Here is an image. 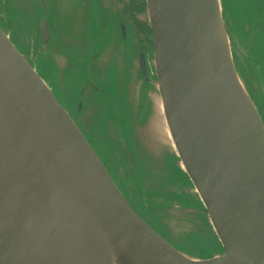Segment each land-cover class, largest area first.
Instances as JSON below:
<instances>
[{
  "label": "water",
  "instance_id": "95a60500",
  "mask_svg": "<svg viewBox=\"0 0 264 264\" xmlns=\"http://www.w3.org/2000/svg\"><path fill=\"white\" fill-rule=\"evenodd\" d=\"M38 2L46 48L47 5ZM146 2L161 111L224 254L190 258L135 211L0 26V264H264V124L231 45L248 54L220 0ZM139 66L148 82L143 54Z\"/></svg>",
  "mask_w": 264,
  "mask_h": 264
},
{
  "label": "rangeland",
  "instance_id": "374dc122",
  "mask_svg": "<svg viewBox=\"0 0 264 264\" xmlns=\"http://www.w3.org/2000/svg\"><path fill=\"white\" fill-rule=\"evenodd\" d=\"M5 2L6 0H0L1 25L5 26L4 28H7L6 22L8 26L10 21H13L11 32L8 33L12 41L20 51L24 53L23 55L29 59V62L39 75L49 83L59 101L76 120L79 127H81V129L84 128L83 131L86 133L90 132L92 138L96 139V134L101 131L99 126H95L96 130L90 127L92 126V123H86L87 125L84 127L81 126V121L85 122L84 119L86 117L85 114L88 111L87 108H89L88 116L93 110L90 103H87L85 96L79 98L80 91L84 89L88 83V62H90L91 58L96 54V48H89L88 46L75 49L72 51V60L69 59L68 53H66L65 49L57 48L53 43H49L46 48H42L40 41L37 45V37L34 35H23L18 28V23L24 24L23 19L20 18L24 13L29 20H33V24L34 22L36 24L42 18L44 11L38 0H9L8 6L10 12L13 11L11 19L10 15L5 10L6 8L4 9ZM227 3L235 5L232 1ZM46 5L50 20L59 31H57L58 35L62 36L63 39L64 25L69 23V18L78 13L89 12L85 0H46ZM18 13L20 15L19 17L17 16ZM70 20L72 23H75V19ZM232 20L234 26L237 28L239 18H233ZM76 24L78 25L77 22ZM24 39H28L29 43L24 44ZM110 50L104 47L98 53L97 62L94 64V67L101 60H104V68H102L100 75L97 74L99 78L95 79L93 77L92 80L99 87H102L101 82L106 84L110 80L112 82L110 85L112 95L109 98V106L116 110L115 112H119L124 117H127L128 121L129 117L131 120L134 118L132 124H128L133 126H128V128L125 129L127 137V140L125 139V141H128V149L132 153L133 163H135V179H132V181H135L139 176L142 177L140 183L142 186L144 182L145 188L142 187V189L148 192L149 201L151 203L150 209H152H149L146 200V205L137 206L134 199L138 198L137 201L140 202V194L134 196L132 193H128V188H126L125 191L128 194V198L133 203L135 211L142 218L148 220L150 225L159 231L169 242L175 247L182 248L184 252L185 248L182 246V241L185 240L187 234L191 236L194 239L195 245L188 244L187 253L194 257V259L206 260L222 256L225 251L210 223L208 213L205 214L201 210L202 213H200L198 208H195L197 209L195 213L185 214L186 212L182 211L185 201L191 202V200L197 199V203L199 202L201 207H204V205L199 195L196 194L194 185L191 183L185 170L182 168V163L180 162L173 142L169 136L167 124L161 111L162 108L160 107L162 105V100L160 94L156 90L158 83L154 82L153 87L152 85L150 86V90L146 94V100L144 102L138 97H129V95H127L129 104L124 103L125 100L123 97H120L123 96L124 93L119 91V86L121 82H125L124 76L126 75L128 68H122L116 65L119 57L118 50L115 49L114 52ZM133 54H136V50L131 51L129 54V58L132 61ZM154 55L155 45L151 59V64L155 71ZM111 59L112 63L110 61ZM137 60L135 61V67L137 66ZM235 62L239 75L241 76L248 92H257V95L261 96L258 86L260 83L264 86V83L260 71L255 65L254 58L249 57L248 60H244L239 56H236ZM131 80H133V78H131ZM138 81L141 82L140 79H138ZM131 96H133V94H131ZM253 98L255 99V97ZM258 101L261 102L259 98ZM80 103L83 105L81 111L78 110ZM93 109L95 108L93 107ZM141 112L142 114H140ZM138 127H142L141 132L138 131ZM144 135L147 136H145L144 139H141L140 137ZM93 142L95 141L93 140ZM152 150H157V152H152ZM104 152L106 153L105 150ZM118 152H121L120 147H118ZM105 153L99 152L102 157L107 155ZM102 159L103 161L104 159L106 160V163L111 170L113 169L115 172L117 171V158H110L109 156L108 158ZM170 160V166L167 165L166 167V164ZM160 166L166 167V169L164 172L156 174V167L158 170H161ZM128 167H130L129 164ZM171 167H173L174 170ZM176 168L177 170L179 168L182 171L184 177H186V183L181 175H178ZM149 170L150 172H148ZM122 174L126 178L121 177V181L126 183L127 187V183L130 181L129 176L124 171H122ZM157 183L161 185L160 188H155L153 186ZM181 189L182 192L187 193V195H180L179 191H181ZM134 191L136 190L134 189ZM160 191H165L164 195H158V192ZM169 204H175V211L170 210L161 214V210L158 209L167 207ZM191 205L195 204H188V206ZM149 212L152 217L149 216ZM153 212L156 213L155 216Z\"/></svg>",
  "mask_w": 264,
  "mask_h": 264
},
{
  "label": "flooded vegetation",
  "instance_id": "af4514ba",
  "mask_svg": "<svg viewBox=\"0 0 264 264\" xmlns=\"http://www.w3.org/2000/svg\"><path fill=\"white\" fill-rule=\"evenodd\" d=\"M8 1L9 0H6V2L4 3L5 4L4 9L6 8L5 10L10 15V19H11V16L13 15L12 13L13 11L10 12ZM220 1L222 5L224 18L226 19L229 27L233 31L234 35L236 36L241 46L245 49L246 53L248 54V57L254 58L255 65L257 66V69H259L260 75L263 78V83H264V0H220ZM231 1L235 5H231L230 3H227ZM85 2L87 4L89 12L86 11V12L78 13L77 15L69 18L68 20L69 23L67 25H64V30H63L64 39L62 38V36L58 35L57 33L58 30L52 24L48 12L47 21L51 35L50 43H53L54 46H56L57 48L59 47L60 49L62 48L65 49L66 53H68L70 60L73 59L72 51L75 49L85 48L88 46L89 48H96L95 51L96 54H94L93 56L94 58L92 57L90 62H88L89 64L87 71L88 83L84 87V89L80 91L79 98L85 96L87 103H90V106L93 110V112L90 113V115L88 116L89 108H87L88 111L85 114L86 116L84 119L85 122L81 121V126L84 127L85 125H87L86 123H92V126H90L92 129L93 128L95 129V126H99L101 131H99L96 134V139H93L91 136L92 134L90 132H87L88 133L87 134L85 131H83L84 128L81 129L80 127V129L85 135V137L88 139V141L91 143L95 152L97 153L99 158H101L102 161H103L102 158H108L109 156L110 158H117L118 169L116 172L113 169L111 170L109 168L105 159L103 163L105 164L111 175L113 176L114 180L116 181L117 185L120 187L125 197H127V199L131 202V200L128 198L127 192L132 193L134 196L135 195L138 196V194H140L141 197L140 202L137 201L138 198L134 199L136 205L144 206L146 200L147 205L150 209L151 203L149 201L148 192L142 189V187L145 188L144 182L142 186L140 183L142 177L139 176L135 181L134 180L132 181V179H135L134 177L135 163H133L134 161H133L132 153L128 149L129 147L128 141H125V139L127 140L125 129L128 128V126H133L128 124H132L134 118L131 120L129 117V121H128L127 117H124L119 112H115L116 110L112 109L109 106V98L112 95V91L110 89V85L112 82L110 80L106 84H103V82L99 81L102 83V87H99L92 80L93 77L95 79L99 78L97 74L100 75L102 68H104L103 67L104 60H101L95 67L94 64L97 62L98 53L104 47H106L108 50L111 49L110 51L112 52H114V50L117 49L119 57L116 65L122 68H128L127 69L128 71L124 76L125 82H121L119 86V91L124 93L123 96H120L123 97V99L125 100L124 103L129 104L127 95H129V97H134L137 93V90L140 91L142 96L143 94L146 95L150 90V86L152 85L153 87V83L157 82L156 72L154 71V68L151 64L152 53L154 48V38L149 21L147 2L146 0H85ZM17 16L18 17L20 16L19 13ZM20 18L23 19V23H24V24L18 23V28L19 31H21V34L30 35V36L34 35L35 37H37V45L39 44L38 43L39 41L41 43L40 33L38 35L40 20L36 24L35 22L33 24V20L32 19L29 20L26 17L25 13L22 14ZM233 18H239L237 28L234 26L232 20ZM70 19H75L74 21L75 23H72ZM76 22L78 23V25L76 24ZM0 26L3 28L5 32L9 30L8 32L10 33L13 26V21L12 22L10 21L8 26L6 22L7 28H4L5 26H2L1 23ZM24 40H25L24 44L29 43L28 39H24ZM231 48L235 60V57L239 56L238 55L239 53L233 45H231ZM134 50H136V54H133V61H132L129 58V54L131 51ZM141 54L145 56V61L149 76L148 82H145V80H143V77L140 73L141 68L139 66V57ZM136 60H137V66L135 67ZM110 61L112 63V59ZM131 78H133V80H131ZM138 79L142 81L141 84H139ZM258 88L260 90L261 96H258L257 92L249 93L248 90L247 92L251 100L255 104L258 113L262 119V122L264 124V91L262 90L261 84L258 86ZM131 94H133V96H131ZM253 97H255V99ZM258 98L261 100V102L258 101ZM82 107L83 105H81L80 103L78 106V110L81 111ZM93 107L95 109H93ZM140 129H142V127H138L139 132ZM93 140L95 142H93ZM124 146L126 147L130 158L126 154L124 150ZM118 147L121 148V152H118ZM104 150L106 151V153L104 152ZM155 151L157 152V150ZM99 152H103L107 155H105V157H102L99 154ZM130 162H132L133 164V169L130 165ZM170 162L171 160L166 164V167L167 165L170 166ZM128 164L130 167H128ZM160 167L161 170H158L156 167L155 170L156 174H160L164 172V170L166 169V167L163 166ZM171 168L174 170L173 167ZM122 171L128 174L130 179L129 183H127V187H126V183L121 181V177L126 178L122 174ZM148 172H150V170ZM176 172H178V175L179 174L181 175V177L184 179V182L186 183L185 181L186 177H184L182 171L179 168L178 170L176 168ZM153 186L155 188H160L161 185L157 183L154 184ZM126 188H128L127 192L125 191ZM134 189L139 193L134 191ZM160 192H158V195H164L165 193V191H160ZM179 193L180 195H187V193L182 192V189L181 191H179ZM185 202L183 204V210H182L183 212H186L185 214L195 213L197 211V209L195 208H198L200 213H202L201 211H203L205 214H207V212H205L206 211L205 208L201 207L199 202L197 203V199L191 200V202L193 203L187 201ZM188 204H195V205L188 206ZM131 205L134 208L132 202ZM174 206L175 204H169L167 205V207H162L159 208L158 210H161V214H163L166 211H170V210L175 211ZM153 214L154 216L156 215V213L154 212ZM149 216H151L150 212H149ZM146 221L148 222V220ZM157 232L161 236H163L159 231ZM169 243L173 245L171 242ZM188 244L195 245V242L194 239L187 234L185 236V240L182 241V246H184L185 252L182 250V248L175 247L174 245L173 246L178 251L184 253L186 256L194 259V257L190 256L187 253Z\"/></svg>",
  "mask_w": 264,
  "mask_h": 264
},
{
  "label": "bare ground",
  "instance_id": "6f19581e",
  "mask_svg": "<svg viewBox=\"0 0 264 264\" xmlns=\"http://www.w3.org/2000/svg\"><path fill=\"white\" fill-rule=\"evenodd\" d=\"M145 136H147V135H144V136H143V139H144ZM152 152H155V150H152ZM160 181H161V180H160Z\"/></svg>",
  "mask_w": 264,
  "mask_h": 264
}]
</instances>
